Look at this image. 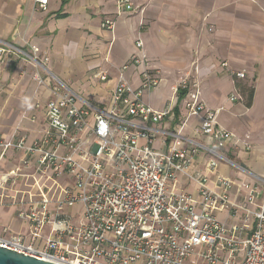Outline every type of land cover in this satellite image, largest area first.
<instances>
[{
  "label": "built area",
  "instance_id": "2783aa9c",
  "mask_svg": "<svg viewBox=\"0 0 264 264\" xmlns=\"http://www.w3.org/2000/svg\"><path fill=\"white\" fill-rule=\"evenodd\" d=\"M47 2L35 0V5L45 11ZM117 5L124 11L133 7L130 0ZM101 27L112 34L114 22L106 19ZM135 46L138 54L119 68L109 108L60 85L44 106L47 129L32 146L23 148V137L0 142L3 150L24 151L1 176L3 185L14 188L30 168L36 175L71 180L60 199L41 196L22 205L17 217L27 224V233L0 237V247L52 264H264V178L242 183L244 200L236 203L229 199L233 185L217 174L220 164H232L220 150L249 145L218 125L220 110L205 106L199 83L187 76L177 80L174 94H184L187 116H200L195 132L214 146L187 140L189 146L182 148L180 128L156 129L173 115L175 102L155 110L142 101L162 79L149 68L142 42ZM7 55L40 65L34 48L25 52L0 42V58ZM130 67H141L137 89L126 78ZM97 76L106 80L105 74ZM234 76L245 77L243 72ZM200 153L209 156L204 173H188ZM207 175L215 176L217 191L208 186ZM179 176L196 184L198 200L170 191ZM76 206L80 210L70 211ZM222 210L236 223L219 221L216 214Z\"/></svg>",
  "mask_w": 264,
  "mask_h": 264
},
{
  "label": "crops",
  "instance_id": "0c3cea01",
  "mask_svg": "<svg viewBox=\"0 0 264 264\" xmlns=\"http://www.w3.org/2000/svg\"><path fill=\"white\" fill-rule=\"evenodd\" d=\"M117 1L48 0L41 11L35 0H0V42L25 52L34 48L40 63L31 65L10 55L0 58V142L23 137V148L32 146L47 129L44 106L54 100L60 85L86 102L109 108L119 68L138 54L135 42L140 40L149 68L162 79L142 101L155 110L175 102L173 115L156 129L180 128L182 148L189 146L187 140L214 146L195 132L200 116H187L184 94L180 99L182 93L174 94L177 80L187 76L199 83L205 106L220 110L218 125L249 145L244 149L228 144L220 150L232 164H220L217 174L233 185L229 199L241 203L245 193L240 185L264 178V0H130V11L120 10ZM106 19L114 22L112 34L101 27ZM140 71L130 67L126 72L133 89L140 85ZM236 72L245 77L235 78ZM98 74H105L106 80ZM232 96L236 100L230 101ZM154 147H160L159 142ZM23 156V150L0 147V178ZM208 158L200 153L188 173H204ZM207 178L217 191L215 176ZM70 181L36 175L30 168L14 188L0 182V237L25 235L28 226L17 217L22 205L41 196L60 199ZM169 188L199 198L196 184L185 176ZM261 189L264 192V185ZM78 210L76 206L70 211ZM216 216L236 223L226 210Z\"/></svg>",
  "mask_w": 264,
  "mask_h": 264
},
{
  "label": "water",
  "instance_id": "95a60500",
  "mask_svg": "<svg viewBox=\"0 0 264 264\" xmlns=\"http://www.w3.org/2000/svg\"><path fill=\"white\" fill-rule=\"evenodd\" d=\"M0 264H52L0 247Z\"/></svg>",
  "mask_w": 264,
  "mask_h": 264
},
{
  "label": "trees",
  "instance_id": "16d2710c",
  "mask_svg": "<svg viewBox=\"0 0 264 264\" xmlns=\"http://www.w3.org/2000/svg\"><path fill=\"white\" fill-rule=\"evenodd\" d=\"M181 96L179 97V99L183 96V93L182 94H180Z\"/></svg>",
  "mask_w": 264,
  "mask_h": 264
}]
</instances>
